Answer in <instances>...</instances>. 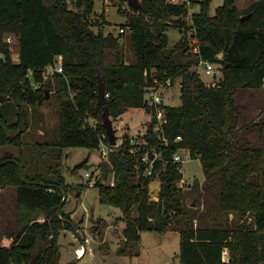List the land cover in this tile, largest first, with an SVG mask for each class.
Returning <instances> with one entry per match:
<instances>
[{"label":"trees","instance_id":"trees-1","mask_svg":"<svg viewBox=\"0 0 264 264\" xmlns=\"http://www.w3.org/2000/svg\"><path fill=\"white\" fill-rule=\"evenodd\" d=\"M141 1L140 10L132 8L121 26L124 31L120 33L128 31L136 55L135 62H127L119 37L105 33L102 23L90 19L95 0H0V106L11 101L17 108L13 122L0 113V145L23 150L29 109L44 105L49 99L46 89L51 95L55 87L63 95L60 137L52 144L58 149L54 157L59 165L65 148L93 150L102 141L109 143L108 137L102 138L106 127L103 106L97 103L100 73L109 93V115L116 118L129 109H144L151 116L144 137L167 160L159 163L162 170L146 175L145 164L130 151L133 144L126 133L122 146L110 151V163L101 162L102 178L111 169L115 185L96 178L99 200L119 208L126 222L125 241L118 253L133 255L142 231L164 232L175 223L180 233V264H261L264 148L241 142V132L254 123L240 128L241 111L235 96L239 89L264 86V0L244 9L238 8L236 0H223L214 15L209 12L211 0H193L199 10L190 14V25L185 18L189 16L187 3ZM171 20L182 25L183 35L170 48L167 29ZM94 25H99L98 31ZM189 27L194 30L190 37L197 39L193 44L197 51L187 56L192 44L186 31ZM8 34L17 38L19 61L5 40ZM58 56H62L64 71L46 73V66ZM202 60L217 64L220 78L203 80L193 68ZM55 77L62 82L56 84ZM155 78H171L173 83L181 79V102L164 105L168 120L161 134L154 130V107L146 101L145 86L154 84ZM40 145L45 149L51 144ZM181 148L200 159L204 173L212 177L210 183L221 184L219 207L227 215L236 213L234 224H193L184 192L178 187L183 174L172 158ZM157 176L161 182L158 201L150 194ZM64 179L61 173L57 178L30 173L11 154L0 158V188L16 190L15 227L8 233L10 244L0 243V264L60 263L59 235L74 225L65 210L71 186ZM172 208L177 212H170ZM225 250L228 260L223 259Z\"/></svg>","mask_w":264,"mask_h":264},{"label":"rangeland","instance_id":"rangeland-1","mask_svg":"<svg viewBox=\"0 0 264 264\" xmlns=\"http://www.w3.org/2000/svg\"><path fill=\"white\" fill-rule=\"evenodd\" d=\"M189 1V12L198 11L199 4H193V0ZM253 1L256 0H236V4L239 9H244ZM140 2L142 1L140 0ZM222 3L223 0H211L209 8L210 14L214 15ZM120 8L122 10H119ZM131 10L132 7L128 5L126 0H95L94 12L90 15V19L93 22L99 21V23H102V29L105 33L112 32L118 36L124 44L127 61L135 62L136 55L130 45L128 31L126 30L125 34L120 33V28L126 22ZM185 18L190 25L192 22L191 17L188 16ZM181 26L179 23L171 20V24L167 29L170 48L181 39L183 35V27ZM99 28V25L93 26V30L95 31H98ZM186 31L192 42L190 45L191 48L186 53L188 56L194 52L195 45L193 44H195V41L193 40L194 38L190 37L192 32H194L193 28L189 27ZM195 40L197 39L195 38ZM11 50L13 58L16 60L18 57L17 41L12 43ZM193 68L199 71L201 77L207 83L217 80L221 76V71L218 69L217 64H215L213 74L210 75L205 72L204 64L194 65ZM54 82L60 84L62 81L59 77H55ZM180 82V78L175 80V86L170 90L172 93L175 92V97L171 98L168 96L166 99L167 103L179 104L181 102L178 88L179 84L176 85V83ZM55 90H52V94L44 105L49 115V124L32 125L24 136L27 145L30 144L25 150V156L26 158L30 155L32 157L27 159L31 164L24 166L25 170L30 173L38 171L54 178H57V175L61 173L65 178L64 180L71 186L67 194L65 210L70 213L74 225L70 228L63 229L59 235L61 250L59 264H179L178 260L174 257V252L180 246V234L175 223L164 232L145 231V240L138 246L137 252L133 253V255L118 253V249L125 241L123 229L126 222L124 217H122L123 214L119 208L100 202L99 190L96 186L90 188L85 186L87 182L85 172L87 169L93 173V178H102L103 176L100 151L98 149L91 150L83 146L65 148L64 153L66 156L61 160V165H59L58 160L54 157L58 149L52 146V144L57 143L60 137L58 113L63 96L62 93L56 92ZM246 90L248 89H239L235 96L241 111L240 128L251 123L255 125L253 124L250 129L241 132V142H244L243 139H249V142L252 143L253 141V146H256L259 143V137L263 142L262 148H264V86L260 89H252L255 91ZM15 107L14 102H7L0 106V113L4 112L9 120H13L11 113L12 108ZM124 117L131 121L130 131L135 133V135H131L126 130L128 123L123 124L122 122H118V119L110 116L113 121V126L117 130L116 134L119 138L118 144L122 142V137L126 133L129 136L142 138L150 126L149 115L143 109L128 111ZM91 118H89L90 122L94 123L95 121ZM37 142H47L51 145H47L46 150H43L40 147L37 148ZM14 148L16 146L0 145V158L6 155H12L15 152ZM87 156H89L88 163L91 164L90 167L75 168L76 164ZM182 165L184 168V182L183 186L180 185V182L178 186L184 192V203L190 211L191 218L194 217L193 224L195 226L197 224L199 226H217L228 221L234 224L237 216L236 213L227 215L219 207L221 184L219 182L210 183L212 177L209 178L206 176L200 159L192 158L188 150H186V156L184 157ZM111 177H113V171L110 169L107 177L102 178L103 183L107 184ZM80 189L82 192H78ZM84 191L87 192V196ZM156 191L157 188L153 191V195L157 194ZM0 192V243L9 245L12 238H9L8 233L15 227L14 217H16L13 213L14 211L16 213V206H13V210L11 204L12 198L16 196L12 189ZM78 193L79 196H77ZM80 193H84L85 197L81 196ZM39 219L43 220L44 216L41 215ZM12 220H14L13 223ZM110 224L112 226H109ZM84 239H86L85 242H83ZM82 243H85L87 252L83 250L82 254H86L79 256L78 253L83 246ZM261 264H264V246Z\"/></svg>","mask_w":264,"mask_h":264},{"label":"built area","instance_id":"built-area-1","mask_svg":"<svg viewBox=\"0 0 264 264\" xmlns=\"http://www.w3.org/2000/svg\"><path fill=\"white\" fill-rule=\"evenodd\" d=\"M172 3H176V4H181V3H187L188 5H190V1L189 0H170ZM190 12H189V16H190ZM124 29L120 28V32H123ZM5 40L10 44V46L12 45V43H14L15 41H17V38L14 34H8L5 38ZM195 41V43L197 42V40H195V38L193 39ZM195 49L194 51H197V46H194ZM200 64H204L205 65V72L210 75L213 74L214 70H215V63L211 62V61H206V60H202L200 62ZM57 71V72H63V64H62V60L60 62L57 63H51L48 66H46L45 71L46 73H49L50 71ZM179 88V92L181 94V82L180 83H176V85H178ZM36 86L38 87L39 84H36ZM174 83L172 82L171 78H168L166 81H161L158 78H155L154 80V84L152 85H148L145 86V91H146V101L148 103L149 106L154 107V112L155 115L157 117V123L154 127V130L156 132H158L159 134H161L163 132V126L164 124L167 122V116L165 113V108L164 105L166 104H170L166 102L167 97H175V92L172 93V91L170 92V90L172 89V87H174ZM74 92H71V97L74 96ZM106 97H109V93H106ZM95 121V120H94ZM93 124V123H92ZM108 137L107 132L102 134V138ZM119 139V138H118ZM177 139H181V136H178ZM109 140V138H108ZM166 140V139H164ZM124 142V139L122 137V142L120 144H118V140L116 144H111L106 143L104 141H102L100 143V147H99V151H100V157L102 158V161H107L110 163V159H109V153L110 151H113L115 149H119L122 146V143ZM130 142L131 144H133V146L130 148V151L138 158L141 160V162H143L145 164V168H144V173L146 175H151L153 174L154 170H162V167L160 166V162L166 163L167 160L165 159L163 153L158 150L157 148L150 146L148 140L144 137V135L142 136V138L139 137H135V136H131L130 138ZM179 150H182V153L179 152ZM173 156V160L177 163H179L178 165V171L180 173L183 174L184 172V168H183V160L184 157L186 156V150L185 148H181L179 149ZM189 152V150H188ZM190 155V152H189ZM191 156V155H190ZM101 161V162H102ZM85 176L87 177V182H88V186L89 187H94L95 183H96V178H93V173H91L90 170L87 169V171L85 172ZM159 181L158 176L153 178L151 186L155 183H157ZM183 177L180 180V185L183 186ZM107 184L110 185H115V178H114V173H113V177H111ZM179 185V184H178ZM179 187V186H178ZM153 191L154 190H150V194H151V198L154 200H160V195H159V190L157 189L156 191V195H153ZM170 212L175 213L177 212L176 208H172L170 210ZM87 243V242H86ZM82 250H85V246L83 245L82 248L79 250L78 255H80V253L82 252ZM223 259L224 260H228L229 259V253L227 250L224 251L223 253Z\"/></svg>","mask_w":264,"mask_h":264},{"label":"crops","instance_id":"crops-1","mask_svg":"<svg viewBox=\"0 0 264 264\" xmlns=\"http://www.w3.org/2000/svg\"><path fill=\"white\" fill-rule=\"evenodd\" d=\"M239 8V7H238ZM18 57L16 58V61H19V53H18V55H17ZM126 58H127V56H126ZM62 60V56H58L57 57V63L58 62H60ZM127 60V59H126ZM128 62V61H127ZM54 71H50L49 72V74H52ZM56 72V71H55ZM57 89V88H56ZM260 89V88H259ZM55 90V89H54ZM248 90H251V91H255V90H252V89H248ZM248 90H246V91H248ZM56 91V90H55ZM57 92V91H56ZM62 99H63V96H62ZM237 101V100H236ZM45 105V104H44ZM44 105H42V106H40V107H37V108H30L29 109V127H28V129H27V131H29V128L32 126V125H35V124H37V125H47V124H49V115H48V112H47V108H45V106ZM132 110H134V109H129V110H127L126 112H124V113H122L121 115H119L118 117H116L115 119H118V122H122L123 124H125V123H128L127 125H126V130H128V132L131 134V135H135V133H132L130 130H131V126H130V120L129 119H127V118H125L124 117V115H126V113L128 112V111H132ZM144 110V109H143ZM147 113V112H146ZM12 116H13V120H11V122H13V121H15L16 120V114H17V108L15 107V108H12ZM148 114V113H147ZM58 115H59V113H58ZM149 115V121H150V118H151V116H150V114H148ZM91 119H93V121L95 120L94 118H91ZM117 122V123H118ZM240 123H241V120H240ZM121 125V124H120ZM240 125V124H239ZM27 131L24 133V135H23V138H24V136L27 134ZM240 140H241V138H240ZM244 141H248L249 142V139L247 140V139H243ZM258 141H259V143L255 146V147H263V142H262V140H260V138L258 137ZM41 143H45V142H37V148L38 147H40V148H42L43 146H41L40 144ZM252 143L254 144V142L252 141ZM251 143V145H253ZM28 146H30V144H28L27 145V143H26V141H25V138H24V144H23V146H22V149L23 150H19V148L18 147H16V148H14L15 149V152H13L12 153V156L13 157H16V158H20V160L22 161V163L24 164V165H26V164H28V166L31 164V162H29L27 159L28 158H32L31 157V155L28 157V158H26V153H25V150H26V148L28 147ZM43 150H46V149H44V147L42 148ZM21 151H22V153H21ZM25 153V154H24ZM30 160V159H29ZM28 162V163H27ZM90 188V187H89ZM89 188H88V190H89ZM9 189H12V190H14V192H15V196H16V190H15V188L14 187H12V186H9V187H6V188H0V191H8ZM88 190H87V192H88ZM85 193H86V196H87V192L86 191H84ZM1 193V192H0ZM79 195V194H78ZM81 196H83V197H85V194L84 193H82L81 194ZM13 200H12V204H11V206H12V209L14 210V207L13 206H16L15 204V200H16V197L14 198H12ZM14 214H15V211L13 212ZM14 216V215H13ZM72 216H74V214H72ZM197 219V218H196ZM14 220H15V217H14ZM14 220H12V223L14 222ZM198 225V224H197ZM196 225V226H197ZM109 226H112V224H110ZM205 226H211V225H203V227H205ZM212 227V226H211ZM144 232L145 231H142L141 232V241H140V243H139V245H141L142 243H143V241L145 240L144 239ZM180 234V233H179ZM178 238V237H177ZM86 241V239H84L83 240V242H85ZM179 243H180V238H179ZM83 245L85 244V243H82ZM85 250H86V252H87V247H86V245H85ZM179 251H180V246H179V249L178 250H176L175 252H174V257H175V259L176 260H178V262H179V264H180V259H179ZM83 253V251L80 253V255ZM86 254V253H85ZM85 254H82V256L83 255H85ZM79 255V256H80Z\"/></svg>","mask_w":264,"mask_h":264},{"label":"water","instance_id":"water-1","mask_svg":"<svg viewBox=\"0 0 264 264\" xmlns=\"http://www.w3.org/2000/svg\"><path fill=\"white\" fill-rule=\"evenodd\" d=\"M126 1L128 5L132 7L135 11L140 10V8L142 7V3L140 2V0H126ZM247 17L248 15L243 16L241 20L244 21ZM98 80H99V83H98L97 103L99 106H103L104 125L106 127V132L109 138V142L111 144H116L118 140V135L116 134L117 130L116 128H114L113 121L111 120L110 115H109V108H108L109 99L106 97V84L104 80L102 79V75L100 73H98ZM46 96L48 98L50 96L49 89H46ZM179 152L182 153V150H179ZM88 160H89V156H87L85 159L78 162L75 168L90 167L91 164L88 163ZM156 188L160 190L161 188L160 181H158L156 184L151 186V190H155ZM65 200H66V197L64 198V201Z\"/></svg>","mask_w":264,"mask_h":264},{"label":"bare ground","instance_id":"bare-ground-1","mask_svg":"<svg viewBox=\"0 0 264 264\" xmlns=\"http://www.w3.org/2000/svg\"><path fill=\"white\" fill-rule=\"evenodd\" d=\"M83 251V250H82Z\"/></svg>","mask_w":264,"mask_h":264}]
</instances>
